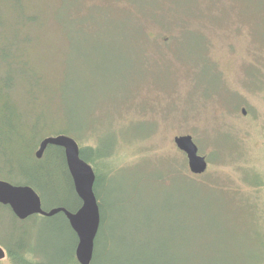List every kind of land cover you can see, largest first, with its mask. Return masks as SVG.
I'll use <instances>...</instances> for the list:
<instances>
[{
	"label": "rangeland",
	"instance_id": "obj_1",
	"mask_svg": "<svg viewBox=\"0 0 264 264\" xmlns=\"http://www.w3.org/2000/svg\"><path fill=\"white\" fill-rule=\"evenodd\" d=\"M23 1L47 12L26 44L30 61L48 83L61 73L70 79L61 90L69 136L80 147L98 138L105 151L125 141L99 188L107 222L94 264L132 261L131 215L156 199L160 164L169 158L190 173L174 146L177 134H191L199 153L212 157L208 170L227 171L221 179L238 188L221 198L226 242L203 234L193 244L196 264L215 258L217 264H260L261 247L253 239L264 234V0H81L91 10L80 12L64 36L51 18L59 0ZM0 7L14 20L12 2L0 0ZM3 35L12 41L14 31ZM21 79L14 77L11 96ZM19 96L20 109L12 103L11 110L0 109V179L14 185L33 180L44 209L74 205L59 158L26 160L37 140L57 135L59 126L33 128L38 106ZM4 117L9 128L1 126ZM37 170L44 175L38 180ZM12 214L0 208V246H24L30 264H74L76 236L65 216L18 220ZM251 220L258 221L256 230Z\"/></svg>",
	"mask_w": 264,
	"mask_h": 264
},
{
	"label": "trees",
	"instance_id": "obj_2",
	"mask_svg": "<svg viewBox=\"0 0 264 264\" xmlns=\"http://www.w3.org/2000/svg\"><path fill=\"white\" fill-rule=\"evenodd\" d=\"M8 1L14 4L13 9L16 17H14V20H9V17L4 15L5 13L0 7V101H2L0 109L11 110L10 107L8 108L10 103L13 107L20 109V103L17 105L16 101L20 97L19 95L23 93L29 97L28 105L32 106L35 103L34 105L38 106L37 112L32 113L30 117V125L33 128L49 129L51 124L54 126L57 123L59 127H55V134L69 135L72 130L64 127L63 122L71 119L70 111L65 105V101L62 100L63 96L61 94V90L64 88V84H67L66 81L69 78L66 74L61 73L59 79L55 81L58 85L55 82L49 81L48 83V79L41 72H38L33 62L30 61L31 50L28 52V49H26V44L31 41V38L38 35L37 31L41 28L42 22L44 23V16H47V12L43 13L36 7L29 8L23 0ZM58 2L57 6L52 5V8H50L53 14L51 18L57 25H60L61 33L64 36L69 30L67 29L69 24H73L75 20H78L80 12H86L91 8L82 6L83 2L81 0H59ZM12 30L14 31V37L11 41L3 33ZM10 45L12 46L10 47ZM15 76L22 79L18 83L19 86L15 96H11ZM54 86H57L56 95L52 93ZM3 119L1 126L7 125L9 128L8 119L6 117ZM20 125L22 126L21 123ZM17 132L19 131L17 130ZM124 142L121 141L120 144H115L112 150L109 151L102 150L98 138L97 140L91 139L82 147L79 146L80 157L85 162L96 165V169L92 165L94 173H96L94 193L97 197L98 207H100L101 223L94 240V255L90 264H94L98 258L99 239L104 234V227L107 222L104 207L100 202L99 188L104 185L106 176L112 173L115 162L113 155L117 154ZM37 144L34 148L38 146ZM33 149L29 151L26 160L38 161ZM2 152L4 154V151ZM43 152L46 158L49 156L59 158L63 169L62 173L69 181L65 190L70 192L75 204L65 202L59 206L70 211H76L80 205V198L75 194L74 185H72V179L65 163L64 151L58 146L48 145ZM206 158L208 163L212 159V157ZM168 160L169 162L165 160L159 165L158 168L163 171H159L156 178H154L153 183L157 182L160 186L156 199L151 198L146 203L147 208L145 211L137 207V211L131 215L133 221L130 223L132 230L129 238L128 257L132 261L129 262L127 259L125 264H196L195 257L198 250L194 249V242L199 240V237H202L205 233L217 235L219 238L224 237L226 234L221 219L224 211L221 198L225 199L226 191H234L235 193L238 191V188L234 189L226 186V183L221 179L227 171L221 173L220 169L211 168L200 175H195L188 173L182 165H174L169 158ZM160 161L163 160L160 159ZM6 172L8 175L12 173L11 166ZM46 175L53 176L51 173ZM36 176L38 180L44 175H42V172L38 174L37 170ZM20 181L17 184L28 185L35 190L37 189L33 180L29 182L26 178L25 180L23 178ZM2 207L4 206L0 204V208ZM7 208L9 209V207ZM139 209L140 211H138ZM59 214L64 216L61 212ZM13 217L16 219L14 215ZM251 225L254 228L259 226L257 220H251ZM261 228H264V224ZM132 231H134V235ZM226 240V237H224V242ZM253 240H256L259 248L261 247L260 253L255 258L260 264H264V234L262 237L256 234V238ZM119 242L122 246L126 244H123L124 240ZM5 247L7 250L5 257L8 258L9 264H30L29 258L26 257L29 251L24 246L13 248L6 244ZM210 249L212 250V248ZM1 262L2 260H0ZM74 264H78L75 259ZM206 264H217V260L216 258L211 259Z\"/></svg>",
	"mask_w": 264,
	"mask_h": 264
},
{
	"label": "water",
	"instance_id": "obj_3",
	"mask_svg": "<svg viewBox=\"0 0 264 264\" xmlns=\"http://www.w3.org/2000/svg\"><path fill=\"white\" fill-rule=\"evenodd\" d=\"M242 113L246 109L242 108ZM174 146L181 150L187 159V169L190 173L200 175L208 168V161L199 153L191 134H177L173 138ZM48 145H55L64 151L65 163L74 185V191L80 198V205L76 211L64 207L44 209L41 198L35 189L28 185H14L0 179V204L9 207L18 220H25L31 215L54 216L63 213L73 232L76 234L77 245L74 255L78 264H90L93 258L95 238L99 232L100 207L94 193L96 173L89 162L80 157L79 144L76 139L66 134H57L40 139L35 157L40 159ZM7 255V250L0 246V260Z\"/></svg>",
	"mask_w": 264,
	"mask_h": 264
}]
</instances>
